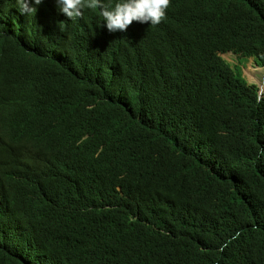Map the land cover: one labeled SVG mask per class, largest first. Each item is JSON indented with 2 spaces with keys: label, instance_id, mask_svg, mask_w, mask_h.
Returning a JSON list of instances; mask_svg holds the SVG:
<instances>
[{
  "label": "trees",
  "instance_id": "1",
  "mask_svg": "<svg viewBox=\"0 0 264 264\" xmlns=\"http://www.w3.org/2000/svg\"><path fill=\"white\" fill-rule=\"evenodd\" d=\"M33 6L0 0V264H264V93L222 56L264 68V0Z\"/></svg>",
  "mask_w": 264,
  "mask_h": 264
},
{
  "label": "clouds",
  "instance_id": "2",
  "mask_svg": "<svg viewBox=\"0 0 264 264\" xmlns=\"http://www.w3.org/2000/svg\"><path fill=\"white\" fill-rule=\"evenodd\" d=\"M43 0H17L21 14L30 15L37 11L33 5H40ZM59 10L71 20L83 16L84 9L100 8L109 32L126 31L133 23L150 25L160 24L166 17V10L171 0H122L109 8L101 4V0H56Z\"/></svg>",
  "mask_w": 264,
  "mask_h": 264
},
{
  "label": "rangeland",
  "instance_id": "3",
  "mask_svg": "<svg viewBox=\"0 0 264 264\" xmlns=\"http://www.w3.org/2000/svg\"><path fill=\"white\" fill-rule=\"evenodd\" d=\"M222 56L232 66H237L242 76L250 83L263 84L264 68L259 67L253 58H244L232 52L224 53Z\"/></svg>",
  "mask_w": 264,
  "mask_h": 264
},
{
  "label": "water",
  "instance_id": "4",
  "mask_svg": "<svg viewBox=\"0 0 264 264\" xmlns=\"http://www.w3.org/2000/svg\"><path fill=\"white\" fill-rule=\"evenodd\" d=\"M258 85H259V84H258ZM259 87H260V95H263V93H264V89H263V87H264V82H263V84L259 85Z\"/></svg>",
  "mask_w": 264,
  "mask_h": 264
},
{
  "label": "bare ground",
  "instance_id": "5",
  "mask_svg": "<svg viewBox=\"0 0 264 264\" xmlns=\"http://www.w3.org/2000/svg\"><path fill=\"white\" fill-rule=\"evenodd\" d=\"M263 89H264V87H263Z\"/></svg>",
  "mask_w": 264,
  "mask_h": 264
}]
</instances>
